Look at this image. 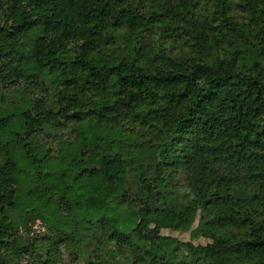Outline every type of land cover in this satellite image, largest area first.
Returning a JSON list of instances; mask_svg holds the SVG:
<instances>
[{
  "label": "trees",
  "instance_id": "obj_1",
  "mask_svg": "<svg viewBox=\"0 0 264 264\" xmlns=\"http://www.w3.org/2000/svg\"><path fill=\"white\" fill-rule=\"evenodd\" d=\"M0 85V264H264V0H0Z\"/></svg>",
  "mask_w": 264,
  "mask_h": 264
},
{
  "label": "rangeland",
  "instance_id": "obj_2",
  "mask_svg": "<svg viewBox=\"0 0 264 264\" xmlns=\"http://www.w3.org/2000/svg\"><path fill=\"white\" fill-rule=\"evenodd\" d=\"M22 90L23 89L19 88L15 92L8 93L7 88H4L0 85V105L2 104V99L6 100L10 98L9 100H11L12 98L10 96H12V94H14V96H17V98H19L20 93L23 92ZM43 140H46V143L50 147L54 148L56 145V141H53L52 138L44 137ZM43 197L44 195L42 193L36 194V198L39 200H41ZM30 228H31V235H30L31 238L43 237L47 233L44 226L39 221L35 223H31ZM162 235L177 239L180 242H192L195 245H205L208 243V241L203 238L192 240L190 232L163 230ZM150 237L152 239L151 245L153 246L154 251L157 254L162 255L164 253L163 248L156 244V241L153 239V235H150ZM63 252H64V264H85L83 260H74L73 259L74 257L71 256V254L68 252L67 249H63ZM26 263L27 262L25 260L22 261V264H26Z\"/></svg>",
  "mask_w": 264,
  "mask_h": 264
}]
</instances>
